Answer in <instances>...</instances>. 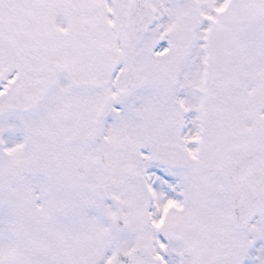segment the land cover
Returning a JSON list of instances; mask_svg holds the SVG:
<instances>
[{
    "label": "snow or ice",
    "instance_id": "obj_1",
    "mask_svg": "<svg viewBox=\"0 0 264 264\" xmlns=\"http://www.w3.org/2000/svg\"><path fill=\"white\" fill-rule=\"evenodd\" d=\"M0 264H264V0H0Z\"/></svg>",
    "mask_w": 264,
    "mask_h": 264
}]
</instances>
